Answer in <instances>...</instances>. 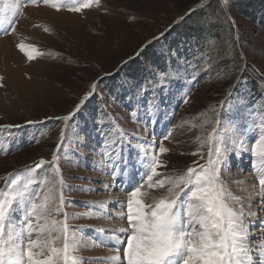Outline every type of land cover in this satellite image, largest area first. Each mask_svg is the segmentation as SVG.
Here are the masks:
<instances>
[{
	"label": "rangeland",
	"instance_id": "374dc122",
	"mask_svg": "<svg viewBox=\"0 0 264 264\" xmlns=\"http://www.w3.org/2000/svg\"><path fill=\"white\" fill-rule=\"evenodd\" d=\"M249 1L253 0H231L224 13L217 0H212L211 8L218 10L208 25H216L221 16L234 21L235 26L232 33L222 29L221 35H208L201 45L195 35L193 43L178 35V28L191 18L186 14L201 9L200 0H101L99 7L81 12L66 8L56 11L44 5L22 8L15 32L0 35V188H5L14 174L58 155L59 175L65 184L64 211L70 227L80 230L77 236L84 245L76 255L83 258V264L109 262L114 255L121 257L115 264H126L122 246L126 247L127 234L119 233L121 242L114 247L107 233L128 225L124 219L108 218V214L126 215L118 208L126 202L132 187L128 180L135 175L132 165L138 167V145L162 141L170 151L160 156L167 167L158 171L178 175L207 164L215 144L201 145L215 120L220 121L217 130L224 132L226 142L232 136L228 129L233 123L242 128L252 120L264 121V0L252 11L246 5ZM242 3L243 10L239 11ZM132 16L136 17L134 21ZM180 17L185 18L181 21ZM204 21L205 17L198 22ZM161 32L165 35L153 41ZM21 42L37 49L33 60L19 51L17 44ZM142 48H146L143 53L148 49L150 56L165 57L169 63V78L162 84L164 73L140 60L149 74V94L141 89L143 83L125 76L123 67L127 62L135 63ZM192 59L200 62L193 74L199 76L203 69L205 77L189 94L178 92V86H191L195 80L184 73L192 66ZM93 82L97 83L95 95L65 124L63 117L80 103ZM171 96L182 101L176 111L171 107ZM156 97L163 103L160 112L151 115L148 109ZM62 131L64 143L57 152ZM168 131L172 135L163 140ZM251 131L249 128L248 134L238 137L243 146L239 142L230 145L228 167H222L221 179L234 195L244 197L245 203L252 196L250 210L259 212L255 207L258 197L253 195L259 189V161L249 151ZM106 138L122 144V156L128 165L127 173L117 175L115 181L109 175L111 168L102 167ZM7 145L20 147L8 152ZM37 174H43V169ZM135 179L140 176L135 175ZM106 184L114 186L105 190ZM142 191L147 193L146 204L165 194L164 189L146 186ZM101 202L105 208L97 210ZM259 218L264 219V212H259ZM252 234L260 235L255 231ZM97 240L108 246H96Z\"/></svg>",
	"mask_w": 264,
	"mask_h": 264
},
{
	"label": "snow or ice",
	"instance_id": "6c2138e0",
	"mask_svg": "<svg viewBox=\"0 0 264 264\" xmlns=\"http://www.w3.org/2000/svg\"><path fill=\"white\" fill-rule=\"evenodd\" d=\"M211 3L212 0H200L198 5L205 10L206 24L216 14L210 10ZM217 3L220 10L226 13L231 0H217ZM100 4L101 0H79L78 3L76 0H0V35L15 32L21 10L27 6L44 5L56 11L66 8L71 12H81ZM184 18L180 17V20ZM130 19L134 21L136 17ZM232 24L235 26L234 21ZM164 35L161 32L153 37V41ZM17 48L29 61L37 54L34 46L23 42L17 44ZM168 78L169 74L164 73L160 82L163 84ZM0 87L3 85L0 84ZM96 89L97 83L93 82L80 103L63 117L65 124L95 95ZM184 102L187 103V100ZM162 103L154 101L151 107L159 111ZM218 125L220 121L217 119L201 145L215 144L207 164L200 165L198 169L190 167L178 175H165L158 171L167 167L160 156L170 151L162 141L138 145V167L132 166L140 179L130 176L128 182L132 187L127 193L128 199L118 208L126 215L112 217L108 214V218L124 219L128 225L107 233L114 240V247L121 242L119 233L127 234L123 249L126 264H264V219L259 218V212H264V195L261 194L264 193V121L252 120L250 125L242 128L233 123L228 129L232 136L227 138V142L224 132L217 130ZM249 128L252 130L249 151L259 161L256 169L259 189L253 193L258 197L255 207L259 212L250 210L253 207L250 202L252 196L247 198L249 203H245V198L234 195L221 179L222 167H228L230 145L239 142L243 146L238 137L248 134ZM171 135L172 132L168 131L163 140H168ZM63 143L62 131L57 152H60ZM104 146L102 167L111 168L109 175L115 181L117 175L124 176L128 171L122 156V144L106 138ZM58 160L59 156L55 154L51 161L41 160L33 167L14 174L6 187L0 188V264H83V258L76 255L84 247L82 238L77 236L80 230L70 227L68 214L64 211L65 184L59 175ZM46 164L50 167L44 168ZM40 169H43V174L38 175L37 170ZM154 177L160 178L154 180ZM113 186L106 184L104 188L107 190ZM145 186L164 189L165 194L146 204L144 197L147 193L142 191ZM96 207L102 210L105 204L101 202ZM251 217L256 219H249ZM98 231L105 232L103 229ZM254 231L260 235L254 236ZM94 244L108 246L103 240L94 241ZM116 250L120 251L118 247ZM120 259L117 255L101 264H115Z\"/></svg>",
	"mask_w": 264,
	"mask_h": 264
},
{
	"label": "trees",
	"instance_id": "16d2710c",
	"mask_svg": "<svg viewBox=\"0 0 264 264\" xmlns=\"http://www.w3.org/2000/svg\"><path fill=\"white\" fill-rule=\"evenodd\" d=\"M261 1L262 0L249 1V3H246V5H247V7H250L251 11H252V8L257 7L259 4H261ZM210 10L212 12H216L218 9L216 7L211 8V6H210ZM242 10H243V3L241 5H239V11H242ZM245 11L248 12V8ZM190 15H191V18H189V22L187 24H185L183 26V28H181V27H180L181 29L178 28V30L181 31V34H178V35H180V36L183 35L185 37H188L187 39L189 41H191V39L193 37L197 36L198 39L197 40L195 39V40L198 41V43L200 45H201L202 41H206V40H202V39H204L208 35H213V37H215V36L221 35L223 33V32H221L222 29L223 30L227 29L229 33H232V30L234 29V26L232 25V23L228 17H224V18H222L221 16L217 17L218 21L216 22V25H214V26L208 25V24H205V25L201 24V23H205V22H198V21H200V19L205 17V10L202 8L198 9V10H193L190 14L187 15V18ZM222 19H223V24H221ZM196 21H197V23H195V25H194V22H196ZM211 30H214V31L211 32ZM217 33H218V35H217ZM193 35H195V36H193ZM208 39H209V36H208ZM145 49H143L141 52H139V55L136 56L135 63H131V61H130V62H127L123 67L126 68L125 69V71H126L125 76H127L130 80H132L134 78L135 80L140 81L141 84L143 83L142 84L143 87L141 89L145 88V90H144L145 93L148 92L147 94H149L150 89L147 88V84H146V83H148L147 79H148L149 74H148L145 66H143V64H141L140 60H142V59L146 60L147 65L155 67L158 71H160L162 73L168 72L169 64L167 63V61L165 60L164 57L159 58V57H155L153 55L150 56L149 55L150 53L147 51L148 49L146 50V53H143ZM204 52H205V50H204ZM205 55H206V52H205ZM206 58L209 59V57H205L204 59H206ZM192 63L193 64H192L191 68L189 69V75L195 79V82L197 84L200 81H202V79H203V69L200 70L199 76L193 74V72L196 69H198L196 65H198L200 62L198 61V59L197 60L194 59L192 61ZM206 63L207 62H204V64H206ZM217 67H219V66H217ZM137 76L139 78H137ZM181 90H182V92H186L187 94H189L187 92V90H185L184 88H182ZM185 95L186 94L184 93V96ZM148 111L149 112L151 111V107L148 109ZM57 122L58 121H55V124ZM9 130H10V132H13L11 129H9ZM17 146L13 145V147H11V146L7 145V147H9L8 152H10L11 150L14 151V149L16 150L20 147V146H18V148H17Z\"/></svg>",
	"mask_w": 264,
	"mask_h": 264
},
{
	"label": "built area",
	"instance_id": "2783aa9c",
	"mask_svg": "<svg viewBox=\"0 0 264 264\" xmlns=\"http://www.w3.org/2000/svg\"><path fill=\"white\" fill-rule=\"evenodd\" d=\"M184 40H185V39H184ZM185 41L188 42L187 40H185ZM190 42H192V41H190ZM192 43H193V42H192ZM185 44H186V43H185ZM188 44H189V43H188ZM188 47H189V46H188ZM195 49L198 50V48H195ZM192 50H193V49H192ZM192 50H191V51H192ZM164 58H165V57H164ZM184 58H185L186 62H188L185 56H184ZM165 60L167 61L166 58H165ZM167 62H168V61H167ZM188 64H189V62H188Z\"/></svg>",
	"mask_w": 264,
	"mask_h": 264
},
{
	"label": "bare ground",
	"instance_id": "6f19581e",
	"mask_svg": "<svg viewBox=\"0 0 264 264\" xmlns=\"http://www.w3.org/2000/svg\"><path fill=\"white\" fill-rule=\"evenodd\" d=\"M3 41H0V43H2ZM97 255V254H96ZM115 256V255H114Z\"/></svg>",
	"mask_w": 264,
	"mask_h": 264
}]
</instances>
